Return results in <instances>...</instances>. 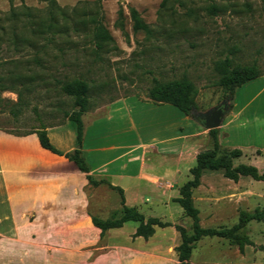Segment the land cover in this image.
Masks as SVG:
<instances>
[{"label": "rangeland", "instance_id": "rangeland-1", "mask_svg": "<svg viewBox=\"0 0 264 264\" xmlns=\"http://www.w3.org/2000/svg\"><path fill=\"white\" fill-rule=\"evenodd\" d=\"M211 5L218 7L216 12L210 11ZM132 10L146 24L147 30L134 27ZM76 20L84 21L85 25L74 29ZM42 21L46 25L49 22L66 25L67 30L55 33L43 28L42 34H33L30 24ZM96 26L104 28L109 35L101 47H97L94 37ZM33 56L41 58L45 74L42 76L48 80L46 86L36 75L41 70L39 64L31 60ZM224 58H228L233 67L255 64L263 77L236 88L231 100H226L218 84ZM25 62L36 72L26 71ZM18 71L32 76L29 81L32 92L25 96L26 105L16 116L9 113L8 106L1 108L0 129L9 133L32 131L40 122L53 126L70 121L78 107L59 91L56 81L68 75L83 78L89 84V103L81 114L83 120L102 116L114 102L129 99L137 102V116L143 123L150 120V112L148 106L141 104L152 103L147 90L154 79L161 83L187 79L197 90L196 109L187 120L199 123L202 114L225 105L218 127L219 137L220 126L235 108L247 104L246 114L252 115V119L257 116L253 123L264 119V0H0L1 98L17 100L16 92L22 91V81H16L14 75ZM10 85L14 89H8ZM2 86L6 89L2 90ZM165 106L170 110V120L181 114L176 107ZM71 124L74 126L73 122ZM148 131H142V135ZM134 136L139 138L137 133H131V137ZM226 139L223 133L220 147L232 149ZM240 150L242 154L233 159L234 166L244 163L264 171L263 147ZM205 173L219 178L218 181L208 180L211 186H206L207 189L219 194L241 193L242 197L241 202L233 199L234 204L226 203L228 197H223L211 212L205 207L202 213L205 226L199 223L200 226L228 228L237 222L241 211L252 212L264 207V180L241 176L234 181L220 171ZM89 188L101 191L102 195L112 189L106 181ZM118 209L98 206L97 209L92 207L90 213L105 219ZM190 228L191 223L187 226L188 232ZM13 233L8 224L0 228V236H4L3 241L0 238V264H66L64 254H52L47 247L39 253L37 246L30 244L24 249L32 253L25 255L22 263L16 258L22 246L14 243ZM241 234L251 242L245 244L242 251L227 239L202 237L196 242V254L201 256L205 250L227 247L236 255H247L250 264L256 263L264 256V221L248 222ZM209 255L211 258V253Z\"/></svg>", "mask_w": 264, "mask_h": 264}, {"label": "crops", "instance_id": "crops-1", "mask_svg": "<svg viewBox=\"0 0 264 264\" xmlns=\"http://www.w3.org/2000/svg\"><path fill=\"white\" fill-rule=\"evenodd\" d=\"M141 105L148 106L150 112L145 123L137 116V102L129 99L114 102L104 115L91 121L82 119L81 150L90 174L119 187L124 205L135 207L145 218L167 223L155 226L148 238L135 236L138 223L133 221L109 228L102 235L91 220L90 209L120 208L119 190L112 188L106 195L90 191L86 173L63 155L44 149L35 133L16 135L0 129V228L8 224L14 230V243L22 246L16 258L22 263L25 255L32 253L24 249L30 244L37 246L39 253L47 247L52 254H64L66 264H178L176 247L181 237L177 226L187 229L191 220L175 199L179 187L190 179L196 155L208 146V130L187 120L182 112L170 120V110L164 108L170 104ZM246 108L247 104L235 108L220 126V144L225 133L231 148H264V119L253 123L257 116L252 119ZM71 122L46 128L52 145L64 153L76 147L75 124ZM218 179L216 174L205 173L193 192L203 226L205 207L211 212L223 197L231 204L242 197L241 193L219 194L206 188L208 180ZM0 238L3 241L4 236ZM196 248L191 264H250L247 255H236L227 247L205 250L201 256ZM253 264H264V256Z\"/></svg>", "mask_w": 264, "mask_h": 264}, {"label": "trees", "instance_id": "trees-1", "mask_svg": "<svg viewBox=\"0 0 264 264\" xmlns=\"http://www.w3.org/2000/svg\"><path fill=\"white\" fill-rule=\"evenodd\" d=\"M217 9L218 7L215 5L210 6L211 12H216ZM63 17L66 18V14H64ZM132 18L136 29H148L146 24L137 16L135 10H132ZM79 25L84 26L85 22L77 21L74 23V29L77 30ZM30 26L33 34H42L43 28L55 33H65L67 30L66 25H58L55 22H49L46 25V23L42 21L41 23H31ZM94 37L97 39V47H101L102 42L109 39L108 32L100 26L95 27ZM31 60L36 64H39L41 71L37 72L36 75L38 76L41 84H45L46 86L48 80L46 77L42 76L44 72H42L43 67L41 58L33 56ZM24 64L26 65L24 67L26 71L28 70L33 73L36 72V70L30 69L27 65L28 62H25ZM14 75L16 77V81H22V91L19 90L16 92L17 100L15 102L0 97V110L1 108L8 106L9 113L16 116L20 108L26 105L25 96L32 92V89L29 86L31 85L29 81H32V76L30 74H23L21 71L16 72ZM260 75H262V72L255 64L244 67H233L230 60L228 58H224L220 64V77L218 79V84L223 88L226 100H231L236 88L259 77ZM56 81L59 91L63 95L71 98L74 106L78 107V110L69 118L70 121L75 124L76 147L65 153L55 148L47 135L46 128L49 127V125H46L43 122H40L39 125L32 131L16 135L35 133L38 137L40 145L44 149L58 155H63L70 161L74 162L80 171L86 173L90 185H99L101 182H104V180H96L90 174L89 164L81 150L83 136V122L81 114L88 107L90 90L89 84L83 78L70 77L68 75H65V78L62 80L56 79ZM1 88L2 90L6 89L5 86H2ZM8 89H14V87L10 85ZM196 93L197 90L194 84L187 79L175 80L167 83H161L157 79H154V84L147 90V97L155 104H170L182 112L184 116L190 117L194 109H196ZM219 107H222V105ZM208 136L210 142L209 145L196 155L195 164L189 170L191 178L180 186L179 197L175 199V201L183 208L186 216L191 220V232H188L187 229L182 226H177L181 237V242L176 247L178 264H191L190 257L192 251L195 248L196 242L202 237H220L227 239L231 243L237 245L239 250L242 251L244 245L251 242L241 234V230L250 221H264L263 207L257 208L252 212L241 211L238 215L237 222L228 228H205L200 226L198 209L194 205L192 193L193 190L200 184V177L203 173L207 171H220L225 177L234 181L241 176H250L256 180H264V171L260 172L253 165L241 163L234 166L233 159L239 157L242 152L238 148L222 149L218 138V128L208 130ZM106 183L111 188L119 190L121 196V207L116 210L113 215L105 219L91 215L93 224L101 229L102 235L109 228L119 227L127 221L137 222L138 226L135 236H142L144 238H148L154 233L155 226L167 225V223H163L157 218H145L144 215L135 207H128L124 205L122 190L119 187L112 186L108 182Z\"/></svg>", "mask_w": 264, "mask_h": 264}, {"label": "water", "instance_id": "water-1", "mask_svg": "<svg viewBox=\"0 0 264 264\" xmlns=\"http://www.w3.org/2000/svg\"><path fill=\"white\" fill-rule=\"evenodd\" d=\"M225 110V105L222 107L214 108L213 110L202 114L201 119H199L198 122L202 124L203 127L207 130L218 128Z\"/></svg>", "mask_w": 264, "mask_h": 264}]
</instances>
